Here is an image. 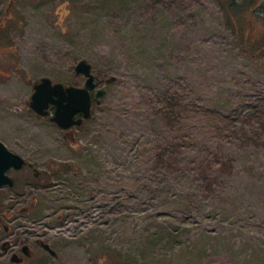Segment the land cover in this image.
Returning <instances> with one entry per match:
<instances>
[{
	"label": "rangeland",
	"instance_id": "1",
	"mask_svg": "<svg viewBox=\"0 0 264 264\" xmlns=\"http://www.w3.org/2000/svg\"><path fill=\"white\" fill-rule=\"evenodd\" d=\"M81 59L106 94L67 136L31 96ZM0 140L49 264H264V0H0Z\"/></svg>",
	"mask_w": 264,
	"mask_h": 264
},
{
	"label": "water",
	"instance_id": "2",
	"mask_svg": "<svg viewBox=\"0 0 264 264\" xmlns=\"http://www.w3.org/2000/svg\"><path fill=\"white\" fill-rule=\"evenodd\" d=\"M75 70L86 77L83 86H65L62 82L54 83L51 78L42 77L34 85V92L31 96L30 106L38 115H48L50 105H55L56 108L51 120L62 129L80 126L84 120L92 118V91L96 90L95 99L97 104L101 103V98L106 94L105 89L98 88L92 64L88 60L81 59L76 64ZM116 80L117 76L113 75L107 78L106 82L112 83ZM77 114H82V116L76 118ZM26 163L27 161L23 156L10 149L0 140V188L12 187L14 180L9 172L12 169H21ZM50 250L53 254L56 253L51 247Z\"/></svg>",
	"mask_w": 264,
	"mask_h": 264
},
{
	"label": "flooded vegetation",
	"instance_id": "3",
	"mask_svg": "<svg viewBox=\"0 0 264 264\" xmlns=\"http://www.w3.org/2000/svg\"><path fill=\"white\" fill-rule=\"evenodd\" d=\"M95 79L98 83V88H101V82L96 78V76ZM84 80L86 81V77ZM69 85L83 86L80 84H65V86H69ZM95 94H96V90L92 91L93 106L94 103L96 102ZM55 108H56L55 105L51 104L49 107L48 115H51L52 114L51 112L53 110L55 111ZM81 116L82 114H77L76 118H79ZM74 127L76 126L62 130L65 135L73 136ZM26 161L27 163L21 169H12V170L22 171L26 169L30 172H33L36 177L39 176L35 164L27 159ZM11 177L13 178L15 185V179L13 176ZM7 220H9V216H0V229L1 227H3V230L2 231L0 230V264H49L48 261H46V256H45L47 253L54 257L59 256V253L52 246L51 242L45 239V235L21 234L20 232H17L16 229L9 224L10 221ZM47 245H49V247H47ZM50 247L56 251L55 254L51 252Z\"/></svg>",
	"mask_w": 264,
	"mask_h": 264
},
{
	"label": "trees",
	"instance_id": "4",
	"mask_svg": "<svg viewBox=\"0 0 264 264\" xmlns=\"http://www.w3.org/2000/svg\"><path fill=\"white\" fill-rule=\"evenodd\" d=\"M160 110H162V111L164 110L163 106L160 107Z\"/></svg>",
	"mask_w": 264,
	"mask_h": 264
}]
</instances>
